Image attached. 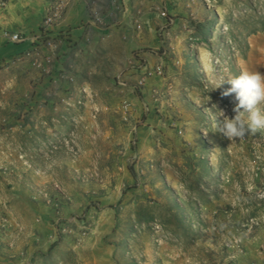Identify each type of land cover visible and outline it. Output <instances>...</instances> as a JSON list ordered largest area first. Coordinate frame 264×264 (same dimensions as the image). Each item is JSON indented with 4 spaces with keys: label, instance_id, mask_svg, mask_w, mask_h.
I'll use <instances>...</instances> for the list:
<instances>
[{
    "label": "rangeland",
    "instance_id": "rangeland-1",
    "mask_svg": "<svg viewBox=\"0 0 264 264\" xmlns=\"http://www.w3.org/2000/svg\"><path fill=\"white\" fill-rule=\"evenodd\" d=\"M158 1L138 63L44 34L0 61V264H264V131L216 128L264 74V0ZM154 201L176 228L139 222Z\"/></svg>",
    "mask_w": 264,
    "mask_h": 264
},
{
    "label": "crops",
    "instance_id": "crops-1",
    "mask_svg": "<svg viewBox=\"0 0 264 264\" xmlns=\"http://www.w3.org/2000/svg\"><path fill=\"white\" fill-rule=\"evenodd\" d=\"M114 2L66 0L62 17L45 23L52 0H0V61L37 46L44 34L59 45L63 58L79 54L119 68L129 60L138 63L134 53L152 47L157 37L159 1L123 0L120 13L113 12ZM6 33H18L21 40L10 41Z\"/></svg>",
    "mask_w": 264,
    "mask_h": 264
},
{
    "label": "clouds",
    "instance_id": "clouds-1",
    "mask_svg": "<svg viewBox=\"0 0 264 264\" xmlns=\"http://www.w3.org/2000/svg\"><path fill=\"white\" fill-rule=\"evenodd\" d=\"M223 83L224 81L219 83L216 88ZM228 83L231 87L222 95L234 93L238 103L233 108V117L226 115L223 110L219 111L222 119L217 121V131L231 142L264 131V74L258 71H242L238 76L229 79Z\"/></svg>",
    "mask_w": 264,
    "mask_h": 264
},
{
    "label": "trees",
    "instance_id": "trees-1",
    "mask_svg": "<svg viewBox=\"0 0 264 264\" xmlns=\"http://www.w3.org/2000/svg\"><path fill=\"white\" fill-rule=\"evenodd\" d=\"M200 25V24H198ZM202 28L203 26L200 25ZM210 27H208L209 29ZM131 171L133 172V174H135L133 167H131ZM133 186V185H132ZM149 202L151 201L148 200ZM144 207V209L142 210V208ZM173 207L176 209V212H178L177 210H180V205H178L177 203H175L173 205ZM137 210H138V220L139 222H147V221H151V220H159V222L167 227V228H176V227H171V222L173 220H177V223L179 224L181 222V217H177L179 216V213H174V214H170L168 211L169 210H164V208H161V206L159 205H155V201L153 204L150 203H146L144 204V202H139L138 206H137ZM159 214L158 216L155 214Z\"/></svg>",
    "mask_w": 264,
    "mask_h": 264
},
{
    "label": "built area",
    "instance_id": "built-area-1",
    "mask_svg": "<svg viewBox=\"0 0 264 264\" xmlns=\"http://www.w3.org/2000/svg\"><path fill=\"white\" fill-rule=\"evenodd\" d=\"M6 0H1V4H4ZM66 7V0H52L51 7L49 9L48 15L45 19V23L52 22L59 19L64 14ZM7 38L10 41H20L21 35L18 33H6Z\"/></svg>",
    "mask_w": 264,
    "mask_h": 264
}]
</instances>
